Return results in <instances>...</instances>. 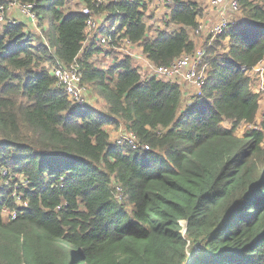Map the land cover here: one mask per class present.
<instances>
[{"label": "trees", "instance_id": "trees-1", "mask_svg": "<svg viewBox=\"0 0 264 264\" xmlns=\"http://www.w3.org/2000/svg\"><path fill=\"white\" fill-rule=\"evenodd\" d=\"M19 1L50 24L0 30V264H264V131L248 74L264 62V0H237L244 19L217 35L224 53L205 47L207 78L190 102L127 55L95 66L112 51L84 46L86 16L71 0ZM79 2L118 21L109 42L118 32L156 65L196 47L198 0H173L175 29L153 36L144 0ZM75 62L103 112L70 101L49 72ZM241 124L254 127L238 136ZM107 127L133 132L137 147Z\"/></svg>", "mask_w": 264, "mask_h": 264}, {"label": "built area", "instance_id": "built-area-1", "mask_svg": "<svg viewBox=\"0 0 264 264\" xmlns=\"http://www.w3.org/2000/svg\"><path fill=\"white\" fill-rule=\"evenodd\" d=\"M117 1H134V0H93L95 7L100 5L117 2ZM147 3L149 0H144ZM163 6H169L173 0H162ZM202 1V0H201ZM83 4V3H82ZM206 5H208L207 12L209 15L216 14L217 19L211 21L209 18L205 24H198L197 28L193 31L195 35H198L200 32L205 31L207 28L213 36H217L225 30L229 23V15L235 13L239 10L237 0H208ZM12 8H18L21 15L34 22L37 19V15L34 12V3L32 2H21L19 0H8L6 3H0V26H10L18 24L19 21L12 19L9 16V11ZM152 8H155L154 6ZM205 8V6H204ZM158 12V8L156 9ZM204 10V9H203ZM202 10V13H203ZM79 11L86 16L85 26L89 31L93 29L94 31V40L98 42L96 47H101V49L111 50L112 52L118 53L119 57L127 55L132 59L138 61L144 68L145 73L143 77L155 76L164 80H171L178 85H183L188 83L192 85L196 90L197 94L200 93V90L207 78V61H205V48L202 46L195 47L191 53H184L179 58L175 59L172 63L167 66L156 65L154 64L146 54L143 53L142 47L138 43H134L129 39L120 37V33L117 32V43H111L110 34L116 31V26L118 25L117 20L110 22L107 17V13L104 12V19L102 21H97L93 15L92 10L85 4L79 8ZM199 23V22H198ZM209 24V25H207ZM210 26V27H209ZM124 31L122 30L121 33ZM122 38V39H120ZM120 39V41H119ZM100 55H105V52H101ZM261 66V68H258ZM49 72L56 79L58 86L62 87L69 98L70 101L75 103L78 106H83L85 102V87L81 84V74L78 70L77 63H73L70 66H62L58 64L50 68ZM250 76L256 74L261 83H264V62L260 61L252 70L248 73ZM142 77V78H143ZM252 81L250 83V86ZM260 90L263 91L262 97L264 98V89L260 87ZM259 93L260 91H256ZM260 103V98H258ZM257 122V119H256ZM264 125V114L262 121L259 125ZM114 142L117 145L123 144L124 142L137 147V137L133 132L124 133L119 131L117 136L114 139ZM264 143V139H263ZM141 148L148 150V145L141 144ZM6 171H2V175H5ZM25 204V202H24ZM11 217H14V212L10 213Z\"/></svg>", "mask_w": 264, "mask_h": 264}, {"label": "rangeland", "instance_id": "rangeland-1", "mask_svg": "<svg viewBox=\"0 0 264 264\" xmlns=\"http://www.w3.org/2000/svg\"><path fill=\"white\" fill-rule=\"evenodd\" d=\"M199 4L201 7H204L203 13H201V15L198 18V22L199 24H205L208 20V18L210 19L208 22L211 23V21L216 20L217 19V15L216 14H211L209 15L207 12V8L208 5H206L208 0H198ZM70 4L68 5L69 8L71 10H77L78 8L82 7V2H79V0H71L69 2ZM163 1L162 0H149L148 2V8L146 10V24L147 26H150L149 30H148V34H150L151 36L154 35V30L155 29H165L168 32H171L173 29H175V26L170 24V25H166L167 21L169 18L168 14H169V6L167 5H162ZM158 8V12H156L155 8ZM17 11L20 16L21 13L19 12L18 8H12L9 11V16L13 17V13ZM104 13V12H103ZM103 13H94V17L97 21H102L104 19ZM229 23L232 22H236V21H241L244 19L243 14L241 13V11H237L235 13H232L231 15H229ZM16 20H23L24 22H26V29L31 31L32 33L39 35L40 33H42L43 28H47L48 25L50 24V20L49 19H45L43 21V25L40 26L39 25V21L38 19H35L34 22H31L30 20H27L26 17L21 16V19L18 18H14ZM228 23V24H229ZM209 25V24H207ZM210 27V26H209ZM2 29V26H0V30ZM209 28H207L205 31L200 32L198 35H195V33L193 31H190V35L192 37V39H196V47L202 46V47H212L211 49L217 53H224V46L227 44V39H221L220 37L218 38L217 36H213L211 34V32L208 30ZM153 33V34H152ZM97 45L98 42L96 40H94V31L93 29H90L89 31H87V37L86 40L84 42V46L87 45ZM212 55V54H211ZM116 56H119L118 53L116 52H111L110 54H108L107 56L105 55H94L92 58L93 63L95 64V66L97 67H104L106 65H108L110 63V61L112 60V58H115ZM213 56V55H212ZM208 61V60H207ZM137 64V63H136ZM135 64V65H136ZM258 68H261V66H258ZM252 79V84L250 86V91L253 94H257V97L260 98V103H259V111H258V115H257V122L256 125H258L260 128L263 129L264 131V127H262L261 125H259V123L262 121V117L264 114V98L262 97L263 91L260 90V87L264 89V83L262 84L260 81V78L256 75L253 74L250 76ZM145 78V77H143ZM86 85V84H85ZM185 85H189L188 83H185ZM182 88H184V85H180ZM256 91H260L259 93H257ZM187 96L184 97V100H186V102H188L189 100H191L192 96L197 94L196 91H189L186 92ZM85 102H88V104L90 106H92L93 108L97 107L100 112H103L105 110L104 108V101L103 99L97 94L95 88L91 85H86L85 88ZM185 102V103H186ZM184 103V104H185ZM96 109V108H95ZM254 125H247V124H241L237 131L236 134L238 136H243L245 131L248 128H253ZM118 128V127H117ZM117 128L113 129V127H111L110 133H114L115 134L113 136H115L117 134ZM112 140V139H111ZM127 207L130 208L131 206L127 204ZM181 224H185L183 221H181ZM184 226V225H183Z\"/></svg>", "mask_w": 264, "mask_h": 264}, {"label": "crops", "instance_id": "crops-1", "mask_svg": "<svg viewBox=\"0 0 264 264\" xmlns=\"http://www.w3.org/2000/svg\"><path fill=\"white\" fill-rule=\"evenodd\" d=\"M21 16H23V15H21ZM21 16H20V14L17 12V11H15L14 13H13V17L14 18H18L19 17V19H21ZM24 17V16H23ZM19 22H24L22 19L21 20H18ZM25 24H26V22H24ZM88 31V30H87ZM194 40V42H195V44H196V39H193ZM91 45V44H90ZM96 55H100V53L99 54H96ZM184 85V88H182L181 86H180V84H179V88H180V90L182 91V93H183V95H184V97L185 96H187V93L186 92H189V91H196L195 89H194V87L192 86V85H185V84H183ZM186 101V100H185ZM188 102H190V100L188 101ZM96 108V110H97V112H100V110L97 108V107H95ZM257 115H258V113H257ZM257 117V116H256ZM111 127H107V129H110ZM115 131L116 130H114V133H110V137H113V135L115 134Z\"/></svg>", "mask_w": 264, "mask_h": 264}, {"label": "water", "instance_id": "water-1", "mask_svg": "<svg viewBox=\"0 0 264 264\" xmlns=\"http://www.w3.org/2000/svg\"><path fill=\"white\" fill-rule=\"evenodd\" d=\"M185 224H183L184 226L186 225V222L185 221H183ZM182 225V224H181ZM183 231H185V229L183 228Z\"/></svg>", "mask_w": 264, "mask_h": 264}, {"label": "bare ground", "instance_id": "bare-ground-1", "mask_svg": "<svg viewBox=\"0 0 264 264\" xmlns=\"http://www.w3.org/2000/svg\"><path fill=\"white\" fill-rule=\"evenodd\" d=\"M4 1V0H3ZM2 3V2H1Z\"/></svg>", "mask_w": 264, "mask_h": 264}]
</instances>
